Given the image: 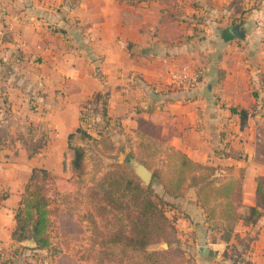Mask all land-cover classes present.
I'll list each match as a JSON object with an SVG mask.
<instances>
[{"label": "crops", "instance_id": "obj_1", "mask_svg": "<svg viewBox=\"0 0 264 264\" xmlns=\"http://www.w3.org/2000/svg\"><path fill=\"white\" fill-rule=\"evenodd\" d=\"M1 2L6 15L0 19V71L10 73L4 83L9 84V102L34 100L48 107L38 118L65 141L79 127L86 100L105 95L108 117L121 122L126 132L133 129L136 135L143 124L149 125L158 139L192 161L223 165L231 179L242 173L243 203L254 206L255 178L263 175L264 163L221 159L214 153L224 147L221 133L227 118L237 119L217 103L241 104L253 90L264 95V0H197L203 6L198 40L177 42L161 34L164 5L157 0ZM197 55L201 60L194 59ZM184 69L189 76L201 73L202 81L180 87L172 78ZM13 72L20 75L16 84ZM13 198L12 207L9 196L0 203V248L6 253L28 247L11 239L13 208L20 196ZM168 200L185 216L178 221L179 237L192 250L195 264H264V216L255 225L236 228L244 239L248 232H259L248 251L242 247L248 239L211 241L210 221L193 188L183 198ZM200 248L216 255L203 254Z\"/></svg>", "mask_w": 264, "mask_h": 264}, {"label": "trees", "instance_id": "obj_2", "mask_svg": "<svg viewBox=\"0 0 264 264\" xmlns=\"http://www.w3.org/2000/svg\"><path fill=\"white\" fill-rule=\"evenodd\" d=\"M157 1L165 6L159 24L177 23L178 1ZM177 83L185 89L192 87ZM261 89L264 91V76ZM251 95L257 99L259 94L253 90ZM228 110L239 120V131H244L249 111L234 107ZM143 126L136 134L137 158L147 169L153 170V180L158 182L161 194H156L150 186L144 188L127 164H115L91 186H84L80 181L85 169L84 150L69 146L63 153V169L79 180L80 187L74 191L78 197L76 209L60 210L55 197L60 196L57 183L61 178L44 168L34 167L14 210L11 239L16 244L33 241L36 250L52 252L49 264H195L193 257L186 256L184 248L180 247L184 244L177 225L185 216L168 199L183 198L193 188L200 208L214 224L210 229L215 232L211 237L213 243L227 242L231 238L239 241L238 225H255L264 216V173L255 178L254 206L246 207L242 173L238 179L219 184L214 179L213 168L198 164L164 140L147 135L141 130ZM80 131L77 128L75 133ZM72 137L73 134L68 135L67 140ZM25 151L29 156L34 153L27 145ZM157 161H162L163 170L156 168ZM4 199L1 197L0 203ZM83 205L88 207L85 221L90 226V237L80 260L59 250V246L67 248L62 242H72L80 234L81 226L72 217ZM66 217L69 226H74L73 230L63 227L67 225ZM56 220L59 230L55 242L51 234ZM162 242L169 246L168 250L153 249ZM174 245L177 247L173 248ZM23 250V247L12 250L6 264H14Z\"/></svg>", "mask_w": 264, "mask_h": 264}, {"label": "rangeland", "instance_id": "obj_3", "mask_svg": "<svg viewBox=\"0 0 264 264\" xmlns=\"http://www.w3.org/2000/svg\"><path fill=\"white\" fill-rule=\"evenodd\" d=\"M130 1L140 2L143 0ZM177 1L178 8L175 12L178 16V21L177 23H169L166 26L160 25L159 29L161 30V34L165 35L168 42H177L179 39L190 41L194 38L196 39L195 41H197L199 37L197 32L201 30L199 24L203 20L201 16L202 13L199 9H203V6L199 5L197 0ZM163 8H165V6ZM201 58V56L197 55L194 59L197 61L201 60ZM9 75L10 73L5 70L0 71V198L9 196L8 204L10 207L14 205L13 202L15 199L13 197L17 196V194L18 196L21 195L30 170L37 167L44 168L61 178L57 183L60 196L55 197V204L57 207L60 210L66 211L76 209L78 197L77 193L74 191L80 187L77 183L79 180H76L63 169V153L69 146L81 147L84 150L85 169L84 175L82 179H80L84 186H91L96 180L110 171L115 164L128 165L131 158H135L139 161L136 152L138 137L133 132V129L131 130L132 134L128 133L125 127L121 125V122L117 119L108 117L111 113L107 114V111H105V95L101 94L97 96L100 97L98 100L95 99L96 95L86 100L79 117L78 128H80L81 131L77 133L74 131L70 141H68L67 138L63 141V138L56 133V130L51 124L38 118L39 115L41 117L43 114L47 113L48 107L45 108V111L42 105L33 103L35 102L34 100H29L28 102L26 100L24 103L9 102V84L8 86L4 85ZM194 75L198 82L202 81L201 73H195ZM12 76L14 77L12 82L15 83L14 79L19 78L20 75L19 72H13ZM173 80L176 81L174 77L172 78V81ZM258 94L257 99H255L251 93H249L248 96H243V103L241 104L217 103L225 109L229 107L237 109L245 107L244 109L249 111V118L245 130L242 132L238 130V119L229 121L231 118H227L228 121L223 127L225 130L221 133V139H223L221 144H223L224 147L215 151L214 154L216 157L221 159L235 157L244 161H251L254 158L264 163V95L259 91ZM141 130L147 135L157 138V133L151 126H143ZM24 145L25 147L26 145L29 146L30 151L34 153L29 156V153L25 151ZM225 150H228V152ZM163 165L162 161H157L156 166L158 167L156 168L163 170ZM209 167L213 168L214 179L217 183L221 184L232 180V176L230 175L231 172H229V170H222L223 165H209ZM225 168L228 169L227 167ZM257 168L261 169V167H252L254 170H257ZM131 170L134 173V170ZM149 171L152 172V179L149 186L156 194H161L162 191L158 182L153 180V170ZM244 206L247 207L248 205ZM15 208L16 207H14L13 210H15ZM87 208V206L83 205L72 217V220L75 222L77 221L81 226V232L78 234L77 239L72 242L67 240L66 242H62L67 245V248L63 246L66 249L59 246V250L65 251L66 254L76 259L84 257H81L82 254H85L83 247L86 246L90 237V226L88 222L85 221V211ZM10 214L9 210V224L12 218ZM65 219L67 220V225L65 223L66 226L63 225V227L73 230L74 226H69L68 217ZM63 222L64 219L62 223ZM210 224L211 226L214 225L211 222ZM211 226L209 229L213 228ZM58 230L59 226L56 220L51 234L54 240L58 234ZM210 233L212 235L215 232L211 230ZM231 239L227 241V243L230 242ZM245 239H248L249 243L245 246L242 245V247L249 251L251 243L259 239V232L251 234L248 232V236H246ZM245 239L240 237L238 242H244ZM181 242L183 241L181 240ZM163 243L166 244L162 242L157 246L158 249L164 251L168 250L169 246L167 244L166 249L161 246ZM231 244L230 246L234 248V243ZM26 245L28 247H24L25 250H23L16 259V264H49L52 252L36 250L32 247L31 243H27ZM176 247V245L173 246V248ZM180 247L184 248L183 250L186 256L191 257L192 250L188 249L187 245L184 247L180 245ZM54 248H57L56 245ZM11 251L12 250L9 249V252L6 253L5 249L0 248V264L9 262V258L12 256ZM225 253L224 251V254ZM244 262L245 260L241 263ZM79 264L88 263L82 262Z\"/></svg>", "mask_w": 264, "mask_h": 264}, {"label": "water", "instance_id": "obj_4", "mask_svg": "<svg viewBox=\"0 0 264 264\" xmlns=\"http://www.w3.org/2000/svg\"><path fill=\"white\" fill-rule=\"evenodd\" d=\"M237 32L240 33L241 30L239 28H237ZM128 165L131 169L134 170V175L139 179V181L142 183L143 187L148 188L149 184L151 182V179H152V172H150L143 164H141L135 158H131L129 160ZM28 242L32 244V247L36 248V245L33 241H24V244H27ZM158 245H155L153 247V249L154 250H160L157 247ZM161 246H163V248H165V249L167 248V245L164 243ZM199 252L206 254L208 256L216 255L214 252L209 251L207 248H200Z\"/></svg>", "mask_w": 264, "mask_h": 264}, {"label": "built area", "instance_id": "obj_5", "mask_svg": "<svg viewBox=\"0 0 264 264\" xmlns=\"http://www.w3.org/2000/svg\"><path fill=\"white\" fill-rule=\"evenodd\" d=\"M5 15L6 9L0 0V19L5 17ZM174 78L177 82H180L185 86H194V84L198 82L197 78L195 76H189L187 70L185 69L181 73L174 75Z\"/></svg>", "mask_w": 264, "mask_h": 264}]
</instances>
